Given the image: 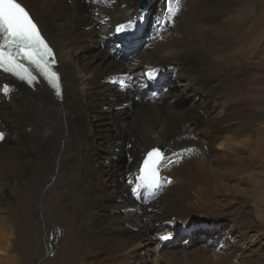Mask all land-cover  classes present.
<instances>
[{
    "label": "bare ground",
    "instance_id": "bare-ground-1",
    "mask_svg": "<svg viewBox=\"0 0 264 264\" xmlns=\"http://www.w3.org/2000/svg\"><path fill=\"white\" fill-rule=\"evenodd\" d=\"M139 2L22 0L56 49L65 90L60 99L43 82L34 90L0 73V131L5 133L0 141V194L31 180L40 181L38 198L43 184L54 179L64 188L63 204L69 209L61 216L67 221L69 213L76 215L79 231L58 264H71L73 258L80 264L139 262L141 239L156 224L180 218L179 208L188 200L218 205L216 200L223 201L217 186L222 175L244 176L254 167L250 130L259 117L253 115L247 90L254 74L252 39L264 52V0H181L171 23L162 15L166 0H150L146 11L139 10ZM153 10L155 17L161 14L152 25L155 34L130 59H121L119 52L126 48L116 37L117 28L123 25L140 34ZM155 73L160 77H152ZM143 85L152 88L139 101ZM181 100L190 107H177ZM125 107L132 108L127 122L120 117ZM192 120L196 125L188 124ZM160 142L166 144L168 159L160 187L152 192L138 187L136 177L147 151ZM216 144H225V150L215 153ZM102 148L114 154L105 156ZM118 152L129 153L130 160L114 161ZM114 177L120 181L113 184ZM10 198L0 201V207ZM235 204V219L246 217V227L251 226V206L239 200ZM193 210L200 213H187ZM37 215L47 232L42 204ZM3 219L0 264H12L15 228ZM234 227L216 248L199 249L196 261L236 264L238 255L244 257L232 237ZM252 229L259 233L264 224ZM255 235L246 231L243 239ZM33 243L25 238L21 247L31 249Z\"/></svg>",
    "mask_w": 264,
    "mask_h": 264
},
{
    "label": "rangeland",
    "instance_id": "rangeland-1",
    "mask_svg": "<svg viewBox=\"0 0 264 264\" xmlns=\"http://www.w3.org/2000/svg\"><path fill=\"white\" fill-rule=\"evenodd\" d=\"M149 7L150 4L145 10ZM156 13V10L150 12L148 21L141 28L140 35L142 34V37L130 44L138 43L139 46L131 50L125 47V51L119 52L121 59H130L131 56L142 50L144 45L149 42L152 35L155 34L152 31V25L156 23L157 17L161 15L158 12L159 15L155 17ZM252 41L250 57L254 74H252V88L247 90H250L252 95L247 93L251 95L253 115L259 117V120L250 130L252 136L250 155L253 157L254 167H251L244 176L237 173L222 175V179L217 186H220L223 201L216 200L215 202H218V205L211 202L212 204L210 205L213 207H208V204L198 206L195 205L196 202L188 200L179 208L181 210L178 214L180 218H173L156 224L150 231L151 233L144 235L141 239L138 246L141 252L139 262H133L132 260L123 262L122 260L109 259L107 264H132V262L134 264H199L196 261L197 258L195 259L198 250L204 248V246L216 248L220 244V237L234 223V235L232 237L239 245V249L244 252V257L238 258V255L234 262L236 264H264V230L257 233L256 230L252 229L255 225L264 224V52L260 47L259 41L257 42L254 39ZM124 53L126 54L123 56ZM155 76L160 77L158 73H155L152 77ZM159 85L163 84L159 81ZM138 100L140 101L141 99ZM189 105V102L181 100L178 102L177 107L188 108ZM123 109L126 114L120 113V117L124 122H127L132 117V108L125 107ZM187 123H185V126ZM191 123L196 125L195 120L190 121L188 124ZM225 147V144L221 146L216 144L213 147V151L221 153L225 150ZM101 150L105 156L114 154L106 148ZM129 160L130 155L127 152L115 154L114 161L118 163H127ZM108 166V162L105 160L103 167L107 168ZM48 180H45V182ZM118 181L120 179H117V177L111 179L113 184ZM55 182L56 180L54 179L51 183L43 184L45 189L41 198H38L42 188L39 180H31L23 183L22 186L15 185L13 191H11L10 186L9 189L6 188L5 190L7 195H5V192L0 194L1 202L11 197L8 204H2L1 207L3 208L0 207V216L4 218L3 220L7 225L12 224L15 228L12 239V251L16 255V261L12 264H58V259L63 258L62 253L68 247L65 250L64 248L69 246L72 241H76L77 232L79 231L78 219L76 215L71 216V213H69L67 221L62 218L61 214H64L69 208L67 204H63L65 198L63 196L64 188ZM165 186L167 190L168 185ZM242 188H245L243 193L240 192ZM187 191L192 192V189L187 188ZM236 200L241 201V203L245 202V205L249 207L251 206L250 214L253 215L251 218L254 220L251 226L246 227V217L243 220L235 219V211L233 209L237 207L235 204ZM40 204L44 206L45 215H47L46 220H48L50 226L47 232L44 228V221L37 215ZM192 209H200V213L197 214L193 210L191 215L188 214L187 211ZM2 211L4 212L3 214L1 213ZM175 219L177 220L173 221ZM189 224L192 226L201 224L200 230L191 232L188 227ZM205 226L206 228H204ZM246 231H251L252 234L256 235L254 238L243 239ZM164 237L168 238L164 239ZM25 238H29L30 241L34 242L31 249L26 246L21 247ZM43 243L45 245L44 249L38 254ZM188 258L189 260H187ZM71 264H80L79 259L73 258Z\"/></svg>",
    "mask_w": 264,
    "mask_h": 264
},
{
    "label": "snow or ice",
    "instance_id": "snow-or-ice-1",
    "mask_svg": "<svg viewBox=\"0 0 264 264\" xmlns=\"http://www.w3.org/2000/svg\"><path fill=\"white\" fill-rule=\"evenodd\" d=\"M180 10L181 0H166V12L162 13L167 17L166 23H171ZM128 27L131 28L132 25L129 24ZM122 30L123 25L117 28V31ZM25 61L39 70L55 95H62V79L57 69L56 54L32 13L22 0H0V69L32 85L37 76ZM4 139L5 133L0 131V141ZM167 159L162 147H152L138 169V187L159 186L162 179L161 168Z\"/></svg>",
    "mask_w": 264,
    "mask_h": 264
},
{
    "label": "water",
    "instance_id": "water-1",
    "mask_svg": "<svg viewBox=\"0 0 264 264\" xmlns=\"http://www.w3.org/2000/svg\"><path fill=\"white\" fill-rule=\"evenodd\" d=\"M139 1H140L139 7L143 8V9L147 8L148 4H150L149 3L150 0H139ZM160 146L162 148H165L166 144L164 142H161Z\"/></svg>",
    "mask_w": 264,
    "mask_h": 264
},
{
    "label": "clouds",
    "instance_id": "clouds-1",
    "mask_svg": "<svg viewBox=\"0 0 264 264\" xmlns=\"http://www.w3.org/2000/svg\"><path fill=\"white\" fill-rule=\"evenodd\" d=\"M60 70V69H59ZM61 71V70H60Z\"/></svg>",
    "mask_w": 264,
    "mask_h": 264
}]
</instances>
